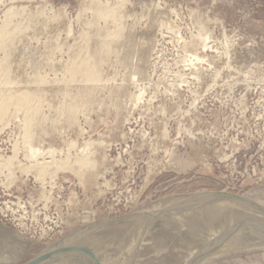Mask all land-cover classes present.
Instances as JSON below:
<instances>
[{
	"label": "rangeland",
	"instance_id": "374dc122",
	"mask_svg": "<svg viewBox=\"0 0 264 264\" xmlns=\"http://www.w3.org/2000/svg\"><path fill=\"white\" fill-rule=\"evenodd\" d=\"M101 1L107 3V0ZM127 1L133 3L134 0ZM150 1L158 12L159 20L161 18L163 21L157 22L156 45L151 53L152 58H149L146 65V74L138 84L128 87L133 94L139 89L142 91L140 103L130 109L126 120L123 121L120 116L117 118L111 111L106 116V123L98 122L94 123V126L91 122L96 120V114H88L85 109L87 115H90L87 118L92 120H89L90 125L85 121L82 113L77 114L75 120L79 126H73L75 128L72 127L67 132L69 135L77 130L82 132L76 137L77 144L83 142V138L91 139L92 142L89 141L94 144L92 147L101 168L94 171L93 174L99 173L91 177V184L89 182L87 186L81 185L78 177L66 169L57 170L51 167L47 170V174L45 172L38 174L37 170L43 166L36 165V162L64 160L66 152L38 154V158L35 156L33 160L27 157L26 148L24 149L22 141H19L22 140L21 123H18L21 120L12 121L7 127V124L4 125L5 127L0 124L2 129H0V159L10 157L11 167V170L8 167L7 170L3 169L5 167L0 170L2 173L0 175V264H30L35 260L38 262L37 257L41 252L70 236L82 238L81 234L87 228H93L92 233L88 235L90 239L85 240L87 245L83 242L79 244V241L72 242L69 252L61 250L70 255L67 254L69 259L66 256L67 261L65 258H58L54 262L58 261L57 263L61 264L64 260V263L67 262L65 264L70 262V264H82L83 259V264H92V262L106 264L105 260L109 259L108 264H112L116 254V259H135L137 262L135 264L143 261L142 264H264L262 237L264 229L261 228H264V202H259L264 201V0ZM81 3L82 0H0V19H4L3 13L13 5L16 8L25 4L24 13H28L35 11L36 6L41 10L45 4L42 7L45 15L49 14L51 6L64 5L63 12L66 19L70 20L75 34L78 29L75 17L80 11ZM114 3L117 4L116 0H108L106 6H112ZM90 11L86 10L83 16L90 18L92 14ZM161 13L163 14L160 15ZM150 15L153 17L152 14ZM150 15L141 19L136 29L146 31L153 26V23L149 22L152 20ZM148 17L150 19L147 20ZM18 18L15 16L13 20L16 21ZM100 24H103L102 20ZM171 25L173 29H169ZM200 35L204 37L200 38ZM195 37L198 39H193ZM199 39L201 41L205 39L209 48L199 54L203 59L202 62L190 63V47L192 43L201 42ZM194 40L199 42L196 43ZM67 42H73V37L70 36ZM191 67H195V71L198 70L197 74L194 73L196 78L191 76L193 71ZM217 70L219 73L215 76ZM112 122H115L117 129L105 136L99 135L98 132H104L108 126L106 124ZM163 131L166 133L165 136ZM96 135L99 137L97 138ZM69 153L74 154L73 149ZM226 191L228 194L247 199L246 204L237 199L238 203L235 200L234 202L233 198L231 200L233 205L230 204L229 198V202L223 197H218L221 202L213 197L206 200L203 198V202L197 201L202 203L201 206L192 204L190 211L184 207H168L169 209L165 208L162 214L149 216V219L132 218V214H135L139 207L141 209V206L161 202L169 197L188 196L199 192L217 194ZM249 198L254 200L256 205L254 202L251 205L252 201ZM223 200L226 202L224 203ZM239 202L242 206L245 204L243 206L245 210L239 206ZM218 205L221 207H217ZM157 206L167 207L169 204L167 201L161 202L152 208ZM202 215L204 217L207 215L208 220L203 217L206 222L211 218L212 222L205 223ZM188 217H193L192 221L196 219L195 221L197 223L199 221L200 225L203 223L201 227L198 224L199 228L204 227L209 233L199 229L197 223L194 224L197 227H193L195 221L189 224ZM223 217L226 225L221 222ZM255 218L262 221L261 229L254 228L259 227V225L255 226L256 223L252 220ZM227 219L230 220V224L234 220L233 229ZM116 221L120 223L115 224ZM125 221L127 222L123 224ZM153 221H167L168 224L164 223L162 227L165 228L164 231L169 232L160 229L162 231L154 233L158 226L152 227L153 231L145 229L152 225ZM213 221H217L218 227H215L216 222ZM240 222L244 227L249 226V230ZM204 223L207 227L212 223L214 226L212 224L209 226L212 227V231L204 226ZM237 223L246 230H242ZM181 224H186L182 225L187 228H183L186 234L188 232L192 234L189 235L190 237L185 235L187 241L184 243L182 239L184 234L178 232L183 230L179 226ZM116 225L118 230L115 228ZM124 225H127L128 231L132 229V234L135 236L139 234L138 231L143 232L139 239L143 234L146 237L141 238L140 241L136 240V243L132 242L135 236L131 234L132 231L129 234ZM223 225L225 229L231 228V231L227 232L228 228L223 229ZM96 226L100 228L98 229L101 233L97 231L98 229H94ZM110 226L116 229L115 232L122 234L119 235L121 241ZM190 226L192 231L188 228ZM175 227L180 228L176 230ZM237 227L241 231L236 230ZM172 228L175 229L173 232ZM250 231L252 232L249 233ZM194 233H196L195 237ZM252 233H255V236ZM124 234L126 235L123 236ZM223 234L224 236H221ZM114 238L119 242L113 244ZM127 240L129 244L125 247L123 245ZM174 242L182 243L175 251ZM109 243L112 247L108 245ZM119 243H122L120 245L124 249L120 248ZM245 243L254 244L246 246ZM231 244L240 248L229 250L227 245ZM44 245H47V248ZM79 245L83 246L82 250ZM115 246L119 249V255ZM226 247L227 250H223ZM83 249L88 250L86 254ZM110 249H114L116 253ZM71 250L73 253L76 251L75 255ZM78 251H83L80 253L82 255H79ZM89 254L94 257L91 258L92 255ZM83 255L91 259L81 258ZM110 255L113 260L110 259ZM169 255L173 257L170 258ZM101 258L105 259L104 262ZM136 258H139V261ZM44 259L43 262L40 260L41 262L38 263L53 262L49 258ZM116 259L113 264H117Z\"/></svg>",
	"mask_w": 264,
	"mask_h": 264
},
{
	"label": "bare ground",
	"instance_id": "6f19581e",
	"mask_svg": "<svg viewBox=\"0 0 264 264\" xmlns=\"http://www.w3.org/2000/svg\"><path fill=\"white\" fill-rule=\"evenodd\" d=\"M105 3L106 2L103 3V1H101V0H82L80 11H78L79 13H77V16L75 17L76 23L78 25V29H77L75 34H73V29H72V25H71L70 20L66 19L65 13L63 12V8H65L64 5L59 6V7H52V6L50 7L49 6L50 9H49L48 15H45V10H44V13L42 12V7L45 4L41 7V10H39V6H36L35 11H28V13H24V9L26 8L25 4H24V6H21V7L18 6L16 8L13 7L14 6L13 5L12 8H10V7L7 8V10H6L7 12L5 10H4L5 13H3L4 11L2 12L4 14V19L3 18L0 19V21L2 23V24H0V124L3 127H5L4 126L5 124H7L6 125V127H7L8 123H10L16 119L21 120L18 123H21L20 125L22 128V134H21L22 140H19V141H22L21 142L22 147L24 149L26 148V152L28 154L27 157H29V158L33 159L35 156L37 157L38 154L41 155L43 153H46L48 155V154H53V153L55 154L56 152H59V153L60 152H66V157L64 160L58 161V160H54V159L50 158L51 159L50 161L46 160V161L39 162V163H37L35 161L36 165L41 164L43 166V167L40 166L39 170H37L39 172L38 174H40V173L43 174L44 172H45V174H47L46 173L47 170H50L51 167H55V168H57V170H58V168L70 170L78 177L79 183L81 185L84 184L85 186H87L86 184L89 182L91 184V179H92L91 177L93 175H95V174L97 175L99 173V172H97V173L93 174L94 171H98L99 168H101V166L99 164V159L94 153V150H93L94 144L91 143L92 142L91 139H88V138L84 139L83 138L82 139L83 142H81L80 144H77L76 143V139H77L76 137L79 134H81L82 132L77 130V132L75 131L74 134H72V135L67 134V132H69L73 126H76V127L79 126V125H77V121L75 120V117L77 119V116H78L77 114L82 113L83 114L82 116L85 117V121L88 123L90 121H92L89 118L90 115H87V111L89 112L88 114H91V113H93L94 115L96 114V120L91 122V123H93L92 124L93 126H94V123L97 124L98 122L99 123L105 122L106 116H108V114L111 111H113V113H115L113 115H116L117 118H119V116H120L123 118V121L127 119L128 114L130 112V109H133L134 107L137 106L138 103H140V101L142 99V94H143V93H141L142 91H140V89L137 90L136 93L134 92V94H133L128 90V87H130L131 85L134 86L135 84H138V82H140L141 79L143 78V76L146 74V69H147L146 65L149 61V58L151 57V53L154 51L153 50L155 48L154 46L156 45L155 34H156L157 26H158L157 22L159 20L158 12L156 11V9L154 7L153 2L151 3L150 0H134L133 3L132 2L129 3V1H127V0H116L117 4L114 3L115 6L112 5L113 8L111 5H110L111 7L109 5L106 6L108 3V0H107L106 5H105ZM140 7H141V9H140ZM142 7H144V8H142ZM86 10H89V11L91 10L90 12H92V14L90 15V18H85V16H83V14L85 13ZM139 10H141L142 12ZM150 14H152L153 17ZM162 14L163 13H161L160 15H162ZM147 15L151 16L153 21L151 20L149 22L153 23L152 24L153 26H150L151 28L148 26L149 29L146 31L136 29L138 22L141 19L145 18ZM15 16L19 17L16 21L13 20ZM148 19H150V18L148 17L147 20ZM100 20L103 21V24H104V25L102 24L103 26L101 24H100L101 26L99 25ZM128 20H130L131 22L128 23L127 22ZM159 21L162 22L163 20H161V18H160ZM167 21H169V20H167ZM164 22H165V20H164ZM164 22H163V24H164ZM172 27H173V25H171V27L169 29H171ZM70 36L73 37V42H71V43L67 42V39ZM201 36H203V35H200V38H201ZM196 38L197 37H195L193 39H196ZM205 39L202 41L199 39L201 42L194 40V42H196V43L199 42L197 44L192 43L193 41L192 42L190 41L192 43V45L190 44L191 47L188 45L191 48L189 50L190 51L189 57L191 58V60H189L190 63L192 61L202 62L203 59H202V57H199L200 56L199 54H201L202 51H204V50L206 51V49L209 48ZM195 69H196L195 67L192 68V70H193V71H191L192 78H196L195 74H197L198 70L195 71ZM218 73H219V71L217 70L215 73V76L218 75ZM187 75H188V73H187ZM137 89H138V87H137ZM85 109L87 111H85ZM87 116H89L88 117L89 119L87 118ZM78 124H79V122H78ZM89 125H90V123H89ZM106 125H108L106 130L104 132L102 131V133L98 132V133H100L99 135L105 136V135L113 132L116 128L115 122H112V123L106 124ZM73 128H75V127H73ZM20 130H18V132ZM165 134H166L165 131H163L164 136H165ZM96 137H97V135H96ZM17 138H18V135H17ZM81 138H82V136H81ZM97 138H95V139L98 140ZM95 142H98V141H95ZM100 143H101V141H100ZM71 149H73L74 154L69 153V151ZM100 155H102V154H100ZM33 160H35V159H33ZM35 162L33 164H35ZM47 163H49L50 165L48 166ZM44 164H45V166H44ZM31 166H33V165H30V167ZM3 167H5V168H3ZM6 167H8L11 170L10 157H8L6 159L1 157V159H0V170L2 168L7 170ZM48 167H49V169H48ZM9 169H8V171H10ZM96 169H98V170H96ZM1 174L2 173L0 171V175ZM8 174H6L7 175L6 177H8ZM3 175H4V173H3ZM212 197L218 199L217 200L218 202L222 201L218 197H220V198L223 197V199L227 198L226 200H228V198H229L230 204L233 205L231 200L234 197L232 196V194H228L227 191H226V193L220 192L217 194L215 192L211 193V194H207V192H204V193L199 192L197 194L188 195V197H181L180 200H178V199L166 200L167 203L169 204V206H167V207L157 206L158 208L157 207L154 209L152 208L153 206L159 205V203H161V202L166 203L165 199L161 200V202L158 201L155 203H150V204L141 206V209L139 207L140 210L138 209L137 212H135V214L134 213L132 214L133 215L132 218L138 217L139 219L140 218L149 219V216H156V215L162 214L164 212L165 208H168V207L169 208H172V207L173 208L174 207L182 208V207H184V208H186V210L190 211L191 210L190 205L195 204L197 206L198 205L201 206L202 203H200L201 202L200 200H202V202H203V198L206 200L207 198L211 199ZM170 198H172V197H170ZM205 200H204V202H205ZM234 200L235 199H233V201ZM237 200H235V201H237ZM197 201H200V202H198L200 204H198ZM217 201L215 202V204L217 203ZM238 201H237V203H238ZM212 202H214L213 199H212ZM223 202L225 203L226 201L223 200ZM228 202H229V200H228ZM253 202H254V200L251 202V205H253L252 204ZM256 202H258V201H256ZM259 202L261 203L264 201L262 200ZM242 203H245V201ZM205 204L207 205V202H205ZM239 204H240V202H239ZM254 204H255V202H254ZM160 205H162V204H160ZM239 206L241 207L242 204H240ZM243 206H242V209H244ZM217 207H221V206L218 205ZM247 207H249V206H247ZM230 209H231V207H230ZM234 209H236V208H234ZM237 210H240V209L237 208ZM255 210L257 211L256 208H255ZM255 210H253V211H255ZM232 211H233V209H232ZM240 211H243V210H240ZM263 211H264V209H263ZM203 213H205V212H202V214ZM262 213L263 212H261V214ZM261 214L258 213V215H261ZM193 215H195V214H193ZM209 215H210V213H209ZM203 217L204 216L202 215V218ZM188 218L190 221L188 219L187 220L189 221V224H190L193 217H188ZM196 218H197V216H196ZM202 218H200V219L203 220L204 218L203 219ZM215 218H214V220H215ZM219 218H222V217H219ZM183 219H180V220H183ZM206 219H207V217H206ZM187 220H186V223L188 226ZM211 220H212V218L209 221H211ZM222 220H221V222L223 224H225L226 221H225L224 217ZM227 220H229V219H227ZM252 220L256 223L255 226L259 225V227L257 226L254 228L255 229L260 228V223L262 221L258 220L256 218L252 219ZM194 221H192V222H194ZM209 221H207V222H209ZM217 221H213V222H216V225H217ZM224 221H225V223H224ZM238 221H240V220H238ZM116 222L117 223H115V224L120 223L118 221H116ZM126 222L127 221H125L123 224H125ZM153 222H152V225H150V226L147 225L148 228H145V229H151V231H153L152 227L158 226L154 230L155 231L154 233H156V231H158V232L162 231V230L164 231L165 228L163 229L162 226L167 221L166 222L153 221ZM201 222H203V221H201ZM207 222L205 220V223H207ZM219 222H220V220H219ZM174 223L175 222H173V224ZM196 223L197 222L195 221V223H193L192 226L195 227L194 224H196ZM205 223H204V226H206ZM232 223L233 224L235 223L234 220ZM232 223L230 224V220H229V224L231 225V227L233 226ZM247 223H248V221H247ZM247 223H245L246 226H247ZM140 224H142V223H140ZM166 224H168V223H166ZM198 224H199V221H198L197 225ZM201 224L203 225V223H201ZM182 225H186V224H181L179 226L182 227ZM199 225H198V228H199ZM202 225H200V227ZM210 225H208V227L207 226L206 227L209 228ZM216 225H215V227H218V225L217 226ZM237 225H238V223H237ZM126 226L127 225H124V227H126ZM130 226H131V224H130ZM169 226H171V225L169 224ZM192 226L188 227L189 230H191V231H192V229H190V228ZM212 226H214V225L212 224ZM242 226H243V224H242ZM250 226H252V225H250ZM110 227L112 228V226H110ZM120 227H122V226H120ZM120 227L118 226V228H120ZM124 227H122V228L124 229ZM139 227L140 226H138V228ZM144 227H145V225H144ZM176 227H178V226H176ZM176 227H175L176 230H178L180 228V227L179 228H176ZM184 227H186V226H183L182 229ZM222 227H224V225ZM233 227H232V229H233ZM239 227H241V226H239ZM243 227H241V229L246 230L244 228H248L249 226L244 227V228ZM98 228L96 226V228H94V229H98ZM115 228L117 229V225ZM211 228L212 227H210L209 229L211 230ZM227 228H226L228 230L227 232H229V230L231 231V228L230 229H229V227H227ZM237 228H235V229L238 231H241V230H239V228L238 229ZM261 228L264 229L263 227H261ZM91 229H93V228H87L86 230L84 229V231H86V233L82 230L83 234L80 233L81 236H83L82 238L80 236L79 237L78 236H76V237L70 236L69 238L63 240L62 242H60L56 245H52L50 247L48 245L49 248L46 247L47 245H44V247H46L47 249L45 251L41 252L40 255L37 257V259L39 261L41 260L43 262V259L46 257V258H49V260H51V262L53 260L52 264H60V263H57L58 261L57 262H54V261H56L58 258L63 259L66 256H67L66 258L69 259L68 258L69 254L65 253V252H61V250H63V251L66 250L67 252H69L70 249L72 248V242L76 243V241H79L78 242L79 244L83 242L85 245L87 242V241L85 242L86 238H89L88 235L92 233ZM99 229L97 231H99ZM104 229H105V227H104ZM106 229H108V227ZM116 229L115 230L113 229L114 230L113 233L118 234L117 232H115ZM126 229H127V227L125 228V230ZM160 229H162V230H160ZM175 229L172 228V232ZM184 229H187V228H184ZM184 229L181 231L180 230L178 231V232H181L184 234V237L182 236L183 243H184V241H187L185 239V238H187V237H185V235L186 236L192 235L188 231H187L188 232L187 233L188 235H187ZM199 229L204 230V227L199 228ZM223 229H225V227ZM251 229H252V227L250 228V230ZM113 230H111V231H113ZM139 230L141 231V229H139ZM215 230H216V228H215ZM220 230H222V229L220 228ZM248 230H249V228H248ZM256 230H254V231H256ZM127 231H128V229H127ZM130 231H132V229ZM130 231H128L129 234H130ZM204 231H206L207 234L209 233V231L207 232V229H205ZM262 231L263 230H261V232ZM95 232H96V230H95ZM119 232H121V231H119ZM134 232H135V230H134ZM164 232H169V231L167 230ZM218 232H219V230H218ZM224 232L225 231L223 230V233ZM236 232L237 231H235V233ZM251 232L252 231H250L249 233H251ZM96 233H98V232H96ZM124 233H125V231H124ZM132 233H133V231L131 232V234ZM137 233H139V234H137L136 236L134 234H132L133 237L135 236V238H133L132 242L136 243V240L140 241L141 238L146 237L143 234V237H140V239H139V236H142L143 232L138 231ZM212 233L214 234V232H212ZM164 234H166V233H164ZM175 234H177V231H175ZM254 234H253V236H255ZM108 235H111V234H108ZM119 235H122V234H120V233L118 234V236H117L118 240L120 238ZM125 235L126 234H124L123 236H125ZM127 235H128V233H127ZM195 235H196V233H194V237H195ZM237 235H235V237ZM240 235H242V234H240ZM203 236H204V234H203ZM219 236H220V234H219ZM221 236H224V234ZM231 236H233V235H231ZM198 237H196V238H198ZM206 237H207V235H206ZM262 237L264 238V234L262 235ZM91 238H93V236ZM95 238L96 237H94V239ZM109 238H111V236ZM176 238H178V236ZM196 238H194V240H196ZM202 238H204V237H202ZM217 238H218V236H217ZM204 239L206 240V238H204ZM207 239H209V238H207ZM109 240H111V239H109ZM114 240H115V242H113ZM114 240L112 241L113 244L121 241V240L116 241V238H114ZM211 240H212V238H211ZM211 240H209V241H211ZM201 242H202V240H201ZM78 243H77V245H78ZM69 244H71V245H69ZM97 244H99V243H97ZM104 244H106V243H104ZM120 244H122V243H119L120 248H122V246ZM128 244H129V241L127 240L123 246L126 245L128 247ZM108 245L111 246V243H109ZM173 245L175 246V247H173V249L175 251L179 247H181L182 243L181 242H177V243L174 242ZM88 246H90V245H88ZM88 246H86V247H88ZM117 246H118V244H117ZM44 247H43V249H44ZM90 247H92V246H90ZM171 247H172V245H171ZM227 247L230 248L229 250H237L238 248H240L237 246H233L232 244L227 245ZM227 247L223 250L226 251ZM79 248H81V250H82L83 246L81 247L79 245ZM79 248H78V250H80ZM115 248L118 250L116 252H119V249L116 246H115ZM250 248H252V247H250ZM84 249L86 250L87 248H84ZM114 249L113 250L110 249V250L114 251ZM122 249H124V248H122ZM173 249H172V251H173ZM132 250H133V248H132ZM87 251H85V254ZM112 251H111V253H112ZM133 251H135V250H133ZM71 252H72V250H71ZM71 252H70V254H71ZM75 252L76 251H74V253ZM81 252H83V251H78L79 255H82V254H80ZM116 252L114 251V253H116ZM216 252H218V251H216ZM220 252H221V250H220ZM247 252H249V251H247ZM63 253H65V254H63ZM92 253L94 254V252H92ZM119 254H120V252L118 253V255ZM174 254H175V252H174ZM76 255L78 256V254H76ZM84 255L82 257L81 256H79V257L83 258ZM89 255H92V254H89ZM114 255L116 257L113 256V254H112V256L115 257V259H116L117 255L116 254H114ZM138 255H141V254L138 253ZM138 255H136V256L139 257ZM151 255H153V254H151ZM208 255H210V254L208 253ZM221 256H222V254H221ZM85 257H84V259H85ZM92 257H94V256L92 255L91 258ZM110 257H111V255H110ZM169 257L171 258L173 256L169 255ZM91 258L86 257V259H88V260ZM67 259H66V261H67ZM72 259H73V257H72ZM99 259H100V257H99ZM110 259H112V257ZM115 259H114V262H115ZM136 259L138 260L139 258H136ZM161 259H163V258H161ZM203 259H202V261H204ZM104 260H103V262H104ZM108 260H105L106 264H108V262H109ZM116 260H117V264H119V263H121V264H135V263H137L135 261V259H129V260L128 259H122V260L116 259ZM173 260H175V259H173ZM70 261H72V260H70ZM81 261L84 262L83 259ZM118 261H121V262L118 263ZM171 261H172V259H171ZM38 262H37V260H35V262H31L30 264H40ZM44 262H46V261H44ZM59 262H61V261H59ZM83 262H82V264H83ZM114 262H112V264ZM143 262H141L139 264H142ZM62 263L65 264L67 262L64 263V260H62ZM94 263L92 262V264H94ZM109 264H111V263H109Z\"/></svg>",
	"mask_w": 264,
	"mask_h": 264
},
{
	"label": "water",
	"instance_id": "95a60500",
	"mask_svg": "<svg viewBox=\"0 0 264 264\" xmlns=\"http://www.w3.org/2000/svg\"><path fill=\"white\" fill-rule=\"evenodd\" d=\"M234 198L233 199H238L239 201H246L247 199H244V198H241V197H238V196H235V195H232ZM178 197V198H177ZM181 197H188V196H173L172 198H167L166 200H170V199H178L180 200ZM189 199V198H188ZM165 200V201H166ZM186 200V199H185ZM254 243H245L244 245L246 246H249V245H253Z\"/></svg>",
	"mask_w": 264,
	"mask_h": 264
}]
</instances>
